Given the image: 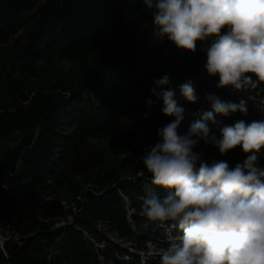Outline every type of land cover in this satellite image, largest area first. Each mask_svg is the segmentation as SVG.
Returning a JSON list of instances; mask_svg holds the SVG:
<instances>
[{"label": "trees", "instance_id": "obj_1", "mask_svg": "<svg viewBox=\"0 0 264 264\" xmlns=\"http://www.w3.org/2000/svg\"><path fill=\"white\" fill-rule=\"evenodd\" d=\"M145 8L143 0H0V264H102L101 255L142 264L114 243L99 245L101 223L141 249L166 247L164 229L139 217L148 138L132 117L145 112L153 78L167 73L177 87L209 74L201 42L193 53L157 41ZM219 91L247 101L248 114L225 117L229 124L264 120L256 99ZM196 92L190 103L177 87L185 121L211 110ZM254 95L264 98V87ZM161 108L149 115L164 121L157 128L172 119ZM246 155L238 146L220 159L234 166Z\"/></svg>", "mask_w": 264, "mask_h": 264}, {"label": "clouds", "instance_id": "obj_2", "mask_svg": "<svg viewBox=\"0 0 264 264\" xmlns=\"http://www.w3.org/2000/svg\"><path fill=\"white\" fill-rule=\"evenodd\" d=\"M143 3L157 41L167 39L193 53L201 42L204 68L219 77V87L249 93L264 87V0ZM177 87L188 102L198 101L191 78ZM177 87L167 73L153 78L143 113L147 118L162 102V113L172 118L157 128V141L139 157L150 174L142 215L168 236L157 254L159 264H264V120L224 124L217 135L212 128L221 123L217 117L247 115V101L206 93L211 110L192 119L182 133L186 111L178 103ZM201 144L222 156L239 146L247 155L234 166L223 159L209 162L197 150Z\"/></svg>", "mask_w": 264, "mask_h": 264}, {"label": "rangeland", "instance_id": "obj_3", "mask_svg": "<svg viewBox=\"0 0 264 264\" xmlns=\"http://www.w3.org/2000/svg\"><path fill=\"white\" fill-rule=\"evenodd\" d=\"M40 1L43 2L45 0H40ZM206 77H208V78H206ZM191 79L194 82L195 89L196 90L201 89L203 91L204 95L206 93H214V94L218 95L221 99L225 100V98L220 93L219 89L220 90L226 89L227 91H230V92L234 91L236 93V97H238V98L244 96L247 99H252V100L256 99V103H258V104H264V98L255 97V95H254L255 90H253L252 93H249V92L236 91V90L232 89L230 86L219 87L218 86V80L219 79L214 80V79H212V76H209V75L202 77V75L200 74V75L194 76ZM205 107L211 108V105L204 98V101H203L200 109L202 111H204ZM260 109L264 110V105H261ZM143 113L144 112H137L132 117V120L138 121V130H139L140 136L142 138H148L143 143V145L149 147L150 145H153V143L151 141H152L153 135L155 134V130L157 129L158 123H163L164 121L163 120L162 121L157 120V122H158L157 123L154 118L151 119L150 116H148L146 118L143 115ZM217 119L221 123L217 124L215 126L216 128H218L219 126L222 127L224 124H229V122L223 116H218ZM190 120H191V118L189 117V120H187L183 123V129L180 130L182 133L184 132V130L187 129V125L190 122ZM197 150H203L205 152V159H207L209 162H211L213 159H220L221 154L219 153L218 149H216L215 147L208 146L206 149H204L203 145L201 144ZM140 174H143V173L140 172ZM144 176L146 179L144 182V185H145L146 183L150 182V174H148L146 171ZM138 213L140 215L139 217L142 218L141 220L143 222H145V224L147 222H149V225L151 226V228H152V226H154V230H156L157 227L155 226L154 222L150 221L147 217L142 215L141 210H139ZM100 228L104 232L105 236H104V239L101 241V243L99 242V245L104 246V244H106V243H110V244L114 243L119 248H121L118 251H120L122 253L132 252V253H135L137 256L141 257L142 258V262H141L142 264H147L146 263L147 257L157 258L158 252L160 251V249H162V247L159 246L157 243H153L151 241L147 242L148 249H141V248H139L137 241L132 242L131 240L121 238L118 234H115L111 230H107L106 226H104L102 223L100 224ZM116 255H117V253H116ZM118 255H119V253H118ZM100 258L102 260V264H119L120 262H122V264H133V263L127 262V261H129L128 258H121L120 256L117 257V259H116L117 261L107 259L103 255H101Z\"/></svg>", "mask_w": 264, "mask_h": 264}]
</instances>
